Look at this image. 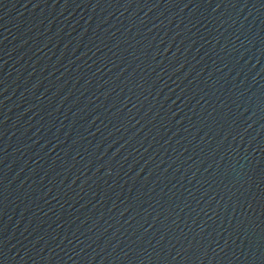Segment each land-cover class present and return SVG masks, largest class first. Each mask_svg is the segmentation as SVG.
<instances>
[{
  "label": "water",
  "instance_id": "water-1",
  "mask_svg": "<svg viewBox=\"0 0 264 264\" xmlns=\"http://www.w3.org/2000/svg\"><path fill=\"white\" fill-rule=\"evenodd\" d=\"M0 264H264V0H0Z\"/></svg>",
  "mask_w": 264,
  "mask_h": 264
}]
</instances>
